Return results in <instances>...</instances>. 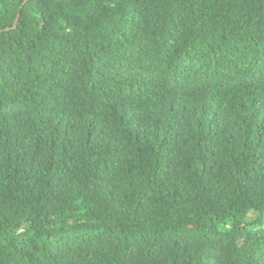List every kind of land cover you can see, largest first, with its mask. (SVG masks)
I'll use <instances>...</instances> for the list:
<instances>
[{"label": "trees", "instance_id": "trees-1", "mask_svg": "<svg viewBox=\"0 0 264 264\" xmlns=\"http://www.w3.org/2000/svg\"><path fill=\"white\" fill-rule=\"evenodd\" d=\"M0 264H264V0H0Z\"/></svg>", "mask_w": 264, "mask_h": 264}]
</instances>
